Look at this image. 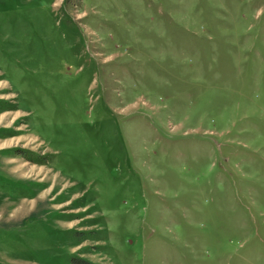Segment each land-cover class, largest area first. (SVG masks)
Returning a JSON list of instances; mask_svg holds the SVG:
<instances>
[{"label":"rangeland","instance_id":"rangeland-1","mask_svg":"<svg viewBox=\"0 0 264 264\" xmlns=\"http://www.w3.org/2000/svg\"><path fill=\"white\" fill-rule=\"evenodd\" d=\"M72 259L264 264V0H0V264Z\"/></svg>","mask_w":264,"mask_h":264},{"label":"trees","instance_id":"trees-1","mask_svg":"<svg viewBox=\"0 0 264 264\" xmlns=\"http://www.w3.org/2000/svg\"><path fill=\"white\" fill-rule=\"evenodd\" d=\"M72 262H73V264H90V263H86V262H83L82 260L80 261V260H76V259H72Z\"/></svg>","mask_w":264,"mask_h":264},{"label":"crops","instance_id":"crops-1","mask_svg":"<svg viewBox=\"0 0 264 264\" xmlns=\"http://www.w3.org/2000/svg\"><path fill=\"white\" fill-rule=\"evenodd\" d=\"M4 226H6V224Z\"/></svg>","mask_w":264,"mask_h":264}]
</instances>
